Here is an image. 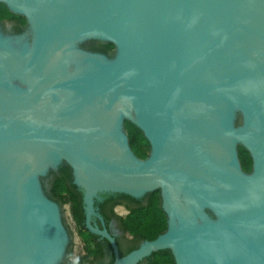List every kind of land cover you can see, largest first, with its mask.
Here are the masks:
<instances>
[{
  "label": "water",
  "instance_id": "95a60500",
  "mask_svg": "<svg viewBox=\"0 0 264 264\" xmlns=\"http://www.w3.org/2000/svg\"><path fill=\"white\" fill-rule=\"evenodd\" d=\"M0 1L27 20L0 19V264H264V0ZM157 189L166 230L131 235Z\"/></svg>",
  "mask_w": 264,
  "mask_h": 264
},
{
  "label": "trees",
  "instance_id": "16d2710c",
  "mask_svg": "<svg viewBox=\"0 0 264 264\" xmlns=\"http://www.w3.org/2000/svg\"><path fill=\"white\" fill-rule=\"evenodd\" d=\"M0 15H3V16H1L2 18H0V19H4L3 18V17H5L4 15H9V18H17L21 24L27 23L26 17L24 15L14 13L13 11H11L9 9L7 4L5 2H2V1H0ZM102 44L108 45L111 49H113V46H114V43H112L110 41L102 42ZM125 128H126V131L128 133V136H129L130 145H131L132 149L134 150V152L140 157H146L149 154L151 145H150L149 140L145 136L143 130L139 126H137L133 121H131L129 119L125 120ZM238 151H239V157H240V161H241L243 169L246 171H250L252 169L253 160H252V156H251L249 150L246 147H244L243 145H239ZM59 183H62L66 193H68L69 196H66L65 194H63V192H60L56 189V187L59 185ZM157 190H158L159 194H158L156 202L158 204V208H160L159 209L160 212L163 214V217L165 218L164 225H162V226L160 225L151 234L144 232V231H139V232L135 233L134 236L146 238V239H152V238H155L160 233H162L163 231L166 230L167 225H168L167 217H166L165 212L162 208L160 190L159 189H157ZM53 192H54L55 196L60 200L61 204H63L67 200V197H68V199L72 200V206H73V212H74L75 219L77 220L78 224H80L82 226L80 219H79V216H78L76 205H75V202L73 199V195H72V193L68 187V184H67L63 175H58L57 178L55 179V181L53 183ZM151 195H152V193L150 194L149 198L147 199V201L144 204H142L138 208L130 210L129 216H132L133 214H141L142 212L148 210L151 206H153L154 200H153ZM144 220H145V218L141 216L140 221L143 223ZM123 221H124L125 228L128 231L129 220L124 217ZM87 232H88V235L90 237L91 243H92V240L97 239L90 231L87 230ZM91 247H92V245H91ZM93 250L94 249L92 248V250H90V253L86 254L84 256L87 261L88 260L91 261L90 255L93 253ZM95 256H96V254H95ZM153 264H174L172 252L169 249L156 251Z\"/></svg>",
  "mask_w": 264,
  "mask_h": 264
},
{
  "label": "rangeland",
  "instance_id": "374dc122",
  "mask_svg": "<svg viewBox=\"0 0 264 264\" xmlns=\"http://www.w3.org/2000/svg\"><path fill=\"white\" fill-rule=\"evenodd\" d=\"M0 15V18H2ZM4 19L9 18V15H4ZM114 49V46H113ZM56 189L60 192H63L66 196H69L68 193H66L62 183H59V185L56 187ZM158 190H154L152 192V198L154 200L153 206H151L148 210L142 212L141 214H133L132 216H129L130 214L128 213L126 215V219L129 220V229L127 232H129L131 235H134L135 233L139 231H144L149 234L153 233L160 225H164L165 218L163 217V214L160 212V208H158L157 204V197H158ZM157 204V205H156ZM70 205H72V200L68 199L64 202V209L68 215V218L70 220V223L73 228V236L76 244L80 249H85V250H92V243L90 240V237L88 235L87 230L81 226L80 224H77L76 221L74 220L75 218L72 216ZM144 217L145 220L142 223L140 221V217Z\"/></svg>",
  "mask_w": 264,
  "mask_h": 264
},
{
  "label": "flooded vegetation",
  "instance_id": "af4514ba",
  "mask_svg": "<svg viewBox=\"0 0 264 264\" xmlns=\"http://www.w3.org/2000/svg\"><path fill=\"white\" fill-rule=\"evenodd\" d=\"M25 24H27V23H25ZM24 25V24H23ZM102 42H105V41H97V43H100V44H102ZM64 205V203L62 204V206ZM70 209H71V213H72V216L75 218V216H74V212H73V206L72 205H70ZM128 213H130V211H128L126 214H124V217H126V215L128 214ZM123 217V218H124ZM75 221H76V223H77V220L76 219H74ZM78 224V223H77ZM92 248L94 249L93 250V253L90 255V258H91V261H89L88 260V262H91V263H93V262H95L96 260H97V256H98V253H99V248H100V243H99V241H98V239H96V240H92ZM81 250V252H82V254H83V256H85L86 254H89L90 253V250L88 251V250H85V249H80ZM95 254H96V256H95Z\"/></svg>",
  "mask_w": 264,
  "mask_h": 264
}]
</instances>
